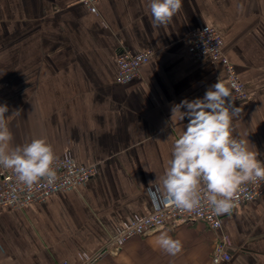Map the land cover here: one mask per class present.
<instances>
[{"label":"crops","instance_id":"1","mask_svg":"<svg viewBox=\"0 0 264 264\" xmlns=\"http://www.w3.org/2000/svg\"><path fill=\"white\" fill-rule=\"evenodd\" d=\"M148 2L98 0L95 13L79 0H0V105L9 108L13 145L46 138L57 157L70 152L97 168L44 202L3 208L0 264H79L78 252L101 249L131 215L153 210L149 182L163 175L188 122L171 119L172 105L203 98L218 79L230 87L221 61L190 54L192 29L220 32L250 94L233 98L242 109L233 135L264 161V0H183L158 28ZM147 49L140 76L118 82V54ZM165 231L182 242L180 254L156 245ZM221 233L232 241L221 264H264V191L226 215L220 230L202 221L166 225L91 264H211Z\"/></svg>","mask_w":264,"mask_h":264},{"label":"clouds","instance_id":"2","mask_svg":"<svg viewBox=\"0 0 264 264\" xmlns=\"http://www.w3.org/2000/svg\"><path fill=\"white\" fill-rule=\"evenodd\" d=\"M182 6L183 0H149L152 26L169 24ZM238 9L242 11L243 5ZM234 101L231 88L218 79L203 98L183 99L172 105L171 119L178 116L188 122L172 146L163 175L149 182L154 185L149 194L158 206L182 213L207 207L216 216L230 215L245 185L264 182L260 153L252 150L255 146L250 147L248 139L233 135V120L242 113ZM8 111L7 104L0 105V168L12 171L13 193L17 188L31 191L34 187H54L59 177L53 146L46 138L14 146L9 116L5 115ZM156 245L171 256L180 254L183 248L182 242L166 231L156 238Z\"/></svg>","mask_w":264,"mask_h":264},{"label":"built area","instance_id":"3","mask_svg":"<svg viewBox=\"0 0 264 264\" xmlns=\"http://www.w3.org/2000/svg\"><path fill=\"white\" fill-rule=\"evenodd\" d=\"M84 3L91 11H97L98 0H79ZM189 52L194 57L210 56L213 60H219L224 64L229 86L235 99H249L250 94L244 82L240 78L235 64L228 58L223 48V38L220 32L213 26H203L192 29L188 34ZM153 50L147 49L137 53L121 51L118 54L117 62V81L125 83L131 79L140 76V69L143 63L147 62L153 54ZM263 161V160H261ZM56 171L59 177L57 184L52 188L34 187L31 191L25 189L21 191L17 188L13 193L15 186V177L11 170L1 168L0 170V211L5 207H20L31 203L46 201L51 194L57 191L75 188L85 183L88 178L93 176L97 170L93 164H79L70 152H65L58 156L56 162ZM264 191V182L248 184L244 190L238 193L236 197V209L247 201H251ZM15 197V199H14ZM153 210L144 215H131L123 225L110 237L105 245L93 252L88 253L80 251L77 253L79 264H91L100 257L112 250L119 251L125 242L136 235H145L151 231L166 225H175L184 221H202L211 229L220 230L223 218L228 215L216 216L207 207H202L199 212H180L173 207L158 206L151 196ZM232 210V211H233ZM218 225V226H217ZM230 237L221 233L215 239L214 248L211 256V264H221L231 258L228 248L232 245ZM60 264H70L63 260Z\"/></svg>","mask_w":264,"mask_h":264}]
</instances>
